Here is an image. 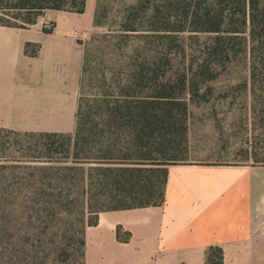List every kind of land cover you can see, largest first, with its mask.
<instances>
[{"label": "trees", "instance_id": "16d2710c", "mask_svg": "<svg viewBox=\"0 0 264 264\" xmlns=\"http://www.w3.org/2000/svg\"><path fill=\"white\" fill-rule=\"evenodd\" d=\"M87 1L0 0V24L26 26L6 19L10 11L16 12L25 24L36 23L47 9L84 13ZM128 17L123 34L128 38L135 34L143 44L135 48L139 55L131 64L133 69L127 71L130 64L124 50L129 40H125L118 61L123 77L117 94L102 91V119L94 118L99 115L98 111L93 113L94 105L87 114L80 103L74 132H39L63 138L60 148L55 149L63 155H39L33 159L46 161L49 168L38 169L41 178L50 179L37 185L39 193L50 188L52 194L60 196L42 200L35 197L32 202L38 211L49 214L62 211L71 205L69 202L79 203L83 214L88 210L96 215L86 223L89 226L98 222L104 210L163 203L168 165L173 160L161 144L171 141L174 132L184 131L190 115L189 102L207 99L205 84L217 78L220 68L239 54L248 58L249 75L241 85L250 88L252 114L256 129H260V140L251 156L254 163H264V0H137ZM45 30L52 28L45 26ZM153 48L161 55L148 53ZM84 60L82 72L88 69ZM157 136L158 150L153 155L151 143ZM55 143H49L48 149ZM154 168H161L164 175L158 192L151 179L146 182L144 177L146 170ZM62 194L73 197L68 201ZM103 196L109 198L102 200ZM85 232L81 240L84 264ZM39 252L47 255L44 249ZM206 264H223L222 250L210 248Z\"/></svg>", "mask_w": 264, "mask_h": 264}, {"label": "crops", "instance_id": "0c3cea01", "mask_svg": "<svg viewBox=\"0 0 264 264\" xmlns=\"http://www.w3.org/2000/svg\"><path fill=\"white\" fill-rule=\"evenodd\" d=\"M78 14L47 9L51 31L39 21L0 24V128L76 130L85 53L72 32ZM85 238V264H206L212 247L223 264H264V163L169 164L163 203L101 211Z\"/></svg>", "mask_w": 264, "mask_h": 264}, {"label": "rangeland", "instance_id": "374dc122", "mask_svg": "<svg viewBox=\"0 0 264 264\" xmlns=\"http://www.w3.org/2000/svg\"><path fill=\"white\" fill-rule=\"evenodd\" d=\"M91 2V9L76 16L81 24L72 31L83 43L84 58L88 62L87 71L82 72L79 96V107L82 103V112L87 114L92 105L93 113L102 109L99 106L102 91L111 90L117 94V85L124 73L118 61L125 40H129L124 50L130 64L127 71L133 69L131 64L139 55L135 48L143 44L135 34H130L129 38L123 34L131 6L137 0ZM15 13L10 11L5 15L6 19L18 25H31L25 24ZM43 16H39L38 21L44 28L47 23L51 24L53 30L55 22ZM150 45L148 43L147 46ZM144 53L152 56L159 54L154 48ZM187 58L192 59L190 55ZM248 75V58L239 54L220 68L217 78L205 84L203 91H207V99L189 102L187 127L184 129L183 124L180 128L184 131L174 132L171 141L161 144L173 160L169 162H255L251 152L256 147V141L260 140V129H256V119L252 114L250 88L241 83ZM100 115L101 112L94 118L100 121ZM52 141L57 143L48 149ZM62 141L61 137L53 138L39 132L0 128V264H84L81 240L95 213L87 210L83 214L81 204L69 202L71 205L61 208L62 211L46 214L36 210V204L32 202L38 196L41 200L60 197L55 192L52 194L50 188L45 191L47 193H39L37 185L50 179L41 178L38 169L48 171L49 168L46 161L33 159L39 155L62 156L55 152ZM158 142L159 136L152 140L150 151L153 155L158 150ZM144 174L146 182L151 179L155 192H158L164 178L161 168L148 169ZM61 197L71 201L73 196L62 194ZM108 198L101 197L102 200ZM43 249L47 253L45 256L39 252Z\"/></svg>", "mask_w": 264, "mask_h": 264}, {"label": "built area", "instance_id": "2783aa9c", "mask_svg": "<svg viewBox=\"0 0 264 264\" xmlns=\"http://www.w3.org/2000/svg\"><path fill=\"white\" fill-rule=\"evenodd\" d=\"M46 26H47L48 28H53L52 25H51V24H48V23L46 24Z\"/></svg>", "mask_w": 264, "mask_h": 264}]
</instances>
